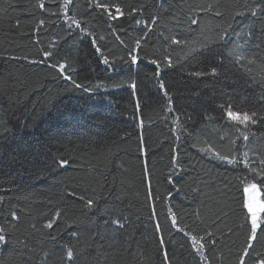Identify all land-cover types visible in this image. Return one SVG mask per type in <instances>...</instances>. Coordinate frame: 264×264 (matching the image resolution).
<instances>
[{"label":"trees","instance_id":"1","mask_svg":"<svg viewBox=\"0 0 264 264\" xmlns=\"http://www.w3.org/2000/svg\"><path fill=\"white\" fill-rule=\"evenodd\" d=\"M245 162L264 168V0H0V264H255Z\"/></svg>","mask_w":264,"mask_h":264},{"label":"snow or ice","instance_id":"2","mask_svg":"<svg viewBox=\"0 0 264 264\" xmlns=\"http://www.w3.org/2000/svg\"><path fill=\"white\" fill-rule=\"evenodd\" d=\"M97 8H103L105 12H108L110 5L107 4H101L96 3L95 5ZM115 13L118 15H123L121 9L119 6L115 7ZM253 15L256 13L253 12ZM109 16L111 19L115 20L117 17L116 15H112L109 13ZM192 23H196L195 20L192 21ZM153 24H155V21H153ZM139 43V42H137ZM173 43L175 44H181L182 42L179 40H173ZM99 51V49H97ZM49 55V54H46ZM167 59V58H166ZM104 63L107 64V59L104 60ZM132 63H137V57L135 55L132 56ZM152 64L157 65L159 67L158 62L156 60L151 61ZM171 62L169 61V64ZM249 63H252L251 60H249ZM61 72H64V66L60 65ZM206 73L201 72H195L193 75L195 76H201L205 75ZM157 79V83L159 85V88L161 90H164V95L169 97V100L171 97L169 96V91L166 88L165 83L163 80L159 79V72L155 73ZM211 75H216V69L213 68ZM65 79H71L69 76L65 75ZM76 87H81L80 84H76ZM135 85H133V88ZM222 108H224V105H221ZM225 115L227 116L228 120L235 122L236 124L240 125H247L248 123H255V121L252 119V117L255 115V113H252L249 115L247 112H241L240 110H233L232 107L229 105L225 108ZM244 139H247V136H244ZM61 166H64L67 164V161L62 160ZM229 163H237L236 161H229ZM264 163V162H262ZM245 168L248 169L249 173H251V178H249L247 175H244L240 178V192H241V207L243 209H246L248 216L251 220V232L248 237V242L246 243V247L243 251V256L247 257L250 255V250L254 249V241H257V229L260 228V225L262 221L260 220V217L262 214H264V168H261L259 171H257L254 168H251L247 162H245ZM93 205V201L89 200L87 202V207L91 208ZM14 218L15 215H14ZM173 224H175V220H173ZM48 228L53 227V223L49 222L47 224ZM6 230L2 227H0V245H6L9 243L10 238H6L5 233ZM203 237L197 238L196 236L191 237L192 245L195 247L197 252H200L205 247V243H203ZM161 243H163V240H161ZM67 257L69 260L73 258V254L71 252L67 253ZM165 259L167 260V256H165ZM170 264V262H169ZM240 264H245V260L241 259ZM255 264H264V255L260 256L257 261H255Z\"/></svg>","mask_w":264,"mask_h":264}]
</instances>
